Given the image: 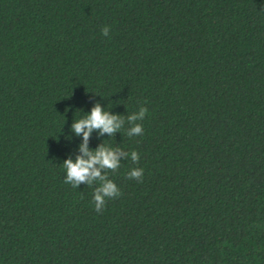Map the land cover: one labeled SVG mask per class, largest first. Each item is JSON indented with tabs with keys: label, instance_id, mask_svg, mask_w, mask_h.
Instances as JSON below:
<instances>
[{
	"label": "trees",
	"instance_id": "obj_1",
	"mask_svg": "<svg viewBox=\"0 0 264 264\" xmlns=\"http://www.w3.org/2000/svg\"><path fill=\"white\" fill-rule=\"evenodd\" d=\"M97 102L140 157L101 212L63 167ZM0 264H264V0H0Z\"/></svg>",
	"mask_w": 264,
	"mask_h": 264
},
{
	"label": "clouds",
	"instance_id": "obj_2",
	"mask_svg": "<svg viewBox=\"0 0 264 264\" xmlns=\"http://www.w3.org/2000/svg\"><path fill=\"white\" fill-rule=\"evenodd\" d=\"M109 27L105 26L101 31L102 34L108 36ZM69 108H65L67 112ZM148 109L139 107L138 111L126 117L127 121L132 125L126 132L127 136H140L144 129L141 121L145 118ZM125 122V117L112 114L103 108L100 103H96L90 110L79 119H74L71 130L77 135L83 137V142L79 145L80 155L75 160L71 157L63 161V167L66 171L65 183L71 184L78 188L81 183L92 186L96 182L94 188L93 201L95 211L101 212L105 206L106 198H116L121 193L116 183L109 178L108 172H116L121 165V155H125L134 164L139 162V154L137 151L123 153L120 147L113 148L105 143L100 144L95 149L88 146L89 138L94 130H98L101 135L107 133L112 137L117 130H120ZM144 170L139 167L131 168L127 176L129 179H136L138 182L143 180Z\"/></svg>",
	"mask_w": 264,
	"mask_h": 264
}]
</instances>
